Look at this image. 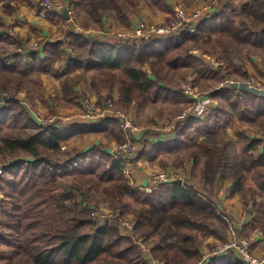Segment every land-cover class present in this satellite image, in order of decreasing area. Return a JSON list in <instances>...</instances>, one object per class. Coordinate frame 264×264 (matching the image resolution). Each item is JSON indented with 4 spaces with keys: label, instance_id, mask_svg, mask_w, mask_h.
Wrapping results in <instances>:
<instances>
[{
    "label": "trees",
    "instance_id": "16d2710c",
    "mask_svg": "<svg viewBox=\"0 0 264 264\" xmlns=\"http://www.w3.org/2000/svg\"><path fill=\"white\" fill-rule=\"evenodd\" d=\"M138 1L79 0V9L100 30L104 12L112 13L120 28H129ZM145 1L163 13H172L166 0ZM8 8L6 12L11 13L15 6ZM232 13L224 10L207 15L193 33L180 32L169 39L121 48L114 46L113 39L95 41L72 31L64 40L42 44L30 53L29 63L23 52L7 50L6 45L12 44L7 38L9 28L0 19V92L11 95L0 107V164L9 174L0 176V191L5 194L0 199V264H149L138 241L147 249L150 245L151 257L164 264H195L205 237L224 240V233L214 224L228 226L214 194L217 180L224 179L228 182L224 195L240 197L250 217L248 226L264 234V96L243 93L234 97L227 88H214L209 93L219 101L214 114L188 119L176 131L174 141L154 144L150 150L144 143L135 160L160 158L164 167L167 154L184 150L186 160L200 166L203 181L200 186L175 180L150 194L141 192L126 176L127 160L114 158L104 145L65 149L66 142L89 134H107L112 138L109 142L121 143L125 134L119 117H103L61 131L38 124L17 98L32 80L40 83L30 79L31 75L49 72L50 65L66 55L70 73L100 72L102 86L118 91L119 99L112 106L127 110L133 104L137 112L149 103L185 100L179 83L191 75H195L198 92L206 91L202 83L252 77V71L234 66L228 57L241 46L264 54V0L241 4L237 18ZM197 46L228 62L208 65L193 54ZM8 58H14L15 64L7 65ZM77 80L70 75L61 80L60 97L52 100L55 105L81 108L83 95L76 92ZM96 94L97 106L102 107L106 102H100V88ZM42 103H46L44 99ZM231 120L249 127L234 129L243 145L233 168L230 141L217 133ZM65 178L70 180L61 181ZM89 194L108 206L113 214L110 219L92 221L86 203ZM124 213L133 218L131 236H125L117 225ZM207 264L245 263L230 252Z\"/></svg>",
    "mask_w": 264,
    "mask_h": 264
},
{
    "label": "crops",
    "instance_id": "0c3cea01",
    "mask_svg": "<svg viewBox=\"0 0 264 264\" xmlns=\"http://www.w3.org/2000/svg\"><path fill=\"white\" fill-rule=\"evenodd\" d=\"M62 4V8L66 7L68 9L69 19L66 20L61 16L60 11H52L51 16L46 17L43 19L41 17V8L39 6L40 0H16L12 3L11 6H15V9L11 13H3L0 15L1 22L8 27V30L14 31L17 39H19L20 43L24 45V52L23 55L28 56L25 58L26 62H31V57L29 56L30 53L37 51L41 48L42 44L45 42H51V41H57V40H64L66 35L72 31L79 32L80 34L86 35L89 38L98 41L103 39H112V34L115 32H118L121 30V28L117 25L115 18L112 13L110 12H104L101 13V17L103 20V29H98L92 22L89 20H86L80 22L82 26L87 27L89 24L92 26L87 28H79L75 24L72 23V18L74 17V11L79 7V0H59ZM167 3L172 8V13L177 6H184L189 10L194 9V3L196 2L197 5L200 3H203L207 0H166ZM251 0H220L219 3L216 5V7L210 11L209 14L219 13L221 11L226 10L229 13H232V10L235 11L233 14L234 18L238 17V12L240 9V5L250 2ZM188 3V5L186 4ZM193 7V8H192ZM171 13V14H172ZM207 14V15H209ZM205 15L201 20H199L198 25L203 21V19L207 16ZM166 14L160 13L158 11H153L150 9V7L147 5L145 0H139L136 11L131 15L130 17V23L132 27L137 22L144 21L149 23H163L162 21L165 20ZM83 17H85V14L83 13ZM74 19V18H73ZM87 24V26H86ZM197 25V26H198ZM197 28V27H196ZM7 41V40H6ZM9 42V41H7ZM33 42H36L37 49L32 48ZM7 50L10 52L15 53L14 47L12 44L8 43L6 45ZM197 48V49H196ZM209 50H203L201 47H193V54L201 57L203 61H206L208 65H212L214 62H217V65H223L228 60L224 59L222 56L219 55H209ZM246 57L241 60V55ZM209 55V56H208ZM216 57H219L217 59ZM228 59L231 61L234 66L242 67L244 70H250L253 72V74L261 79H264V54L262 52H254L252 49H249L247 46H241L240 48L233 49L230 52V56ZM16 60L14 58H8L5 60V63L7 65H13L15 64ZM68 62H69V55L64 56L60 61L54 63L53 65H50L49 72L40 75L41 80L43 81L42 85L45 87L44 91V100L46 103L38 104V110L41 111L43 115H49V114H55L59 113V111H62V109H67L66 112L70 113L71 110L74 111L77 106H69L67 104L64 107L55 105L50 98L51 92L49 91L50 87L48 84V81L50 80H58V89L59 94L60 91V82L61 80L67 76H77V84H76V92L80 93V85L79 83V75L91 74L92 76V84H96V82H99L97 85V88H100V96H101V104L102 107L112 106L113 103L117 102L119 99V94L116 88H113L112 90L107 89L106 87L102 86V77L103 75L95 70L89 71V72H74L70 73L68 71ZM95 75V76H94ZM97 75V76H96ZM94 76V77H93ZM193 81L195 78V75H191ZM222 81L218 83L215 87V89L220 86ZM85 86V85H84ZM195 86V83H194ZM91 90V89H90ZM97 90V89H96ZM195 90L196 86H195ZM96 94V92H95ZM197 98L195 100V113L190 118H196V119H203L206 115H212L216 112V109L218 108L219 103H217V100L215 98H212L211 96H207L206 93L203 94L201 92H196ZM246 94H250L246 92ZM252 94V93H251ZM204 95V96H203ZM206 95V96H205ZM255 95V94H254ZM28 94L26 91H21L17 94V98L20 100L21 104L28 108V110H34L32 107L28 104ZM57 96V98H59ZM97 100L99 101V97L96 94ZM96 97H94L96 99ZM23 102V103H22ZM184 103H189L188 100L180 99L177 101H167V102H159V103H149L144 108H142L139 112H137L135 105H130L128 108V113H131L135 121H138L140 123L141 129L135 132L132 135V138L139 143L138 145V154H140L144 143H147V150H150L151 146L157 143H168L171 141H174L176 138V132H170L166 130V125L163 126L161 122H164L165 119L169 118L171 116L169 113V110L172 111V108H176L178 106H182ZM25 104V105H24ZM2 105H0L1 107ZM81 107V106H80ZM78 109V108H77ZM37 110V109H36ZM214 111V112H213ZM65 113V112H63ZM65 113L64 115L68 114ZM176 113V112H175ZM174 113V114H175ZM30 114V112H29ZM112 116L111 114H105L103 117ZM175 116V115H172ZM30 117L32 118L31 114ZM102 117V118H103ZM189 118V119H190ZM137 119V120H136ZM223 123L221 129L217 131V133L221 132V135L224 138H227L230 143L232 141H236V138L233 134V128L232 125L236 124L235 120H231L230 122ZM150 128L154 129V131L144 129V128ZM162 130V131H160ZM140 131V132H139ZM164 131V132H163ZM198 135V134H197ZM104 139H107L106 136H102V142H104ZM86 137L84 138V141L82 143H79L78 145L74 142L73 147L77 148H83L84 142ZM112 139V138H111ZM200 139V136L198 137ZM232 139V141H231ZM82 139H78V141H81ZM99 140H96L93 145L100 144V142H97ZM109 139L106 140V142ZM91 142V141H89ZM87 142V143H89ZM114 141L107 142L106 145H104L106 150L110 146V144ZM85 143L86 145H88ZM109 153V151H107ZM176 155V160H179V156L181 159L185 162V164H188L189 166H194L191 161H187L184 156V150L169 153L164 158L163 161L166 163V165L163 167L160 163V158H157L156 160L150 161L147 158H141L138 160H135L132 162V164L129 165L130 168V180L139 188V190L142 192V189L145 188L150 184V176L154 172H165L168 174H171L170 170L174 168V166H171V157H174ZM188 162V163H187ZM199 167V166H198ZM176 168L180 169L179 165H176ZM187 175L190 177L191 173L190 170H187ZM178 177V176H177ZM180 178V177H179ZM182 181V180H180ZM222 182L227 183V180H217L215 185L214 194L218 198V206L221 208V211L223 212L222 215L226 214L228 215L232 222L234 223V226L238 227L241 231V233L244 234L245 237L252 239V246L254 249V252L257 256H263L264 255V234L259 233L256 229H251L248 226V223L250 222V217L245 214L243 202L241 201L240 197L237 195L232 198H227L221 193V196L217 195V186L218 184H221ZM197 185L202 186L203 181L200 178V174L198 175L197 182L195 183ZM3 193L2 191H0ZM3 199V198H2ZM218 224V223H217ZM224 228L225 225L221 224ZM227 239V228H224V241ZM219 240L218 238L214 236H207L204 238L202 243L200 244V252L202 253L203 250H205L207 247H210L214 242ZM152 246V245H151ZM148 249L150 250V245L148 246ZM145 258L148 261L149 264H152V262L158 260L151 257L152 254L150 252H145ZM235 258L236 255L234 254ZM238 259V258H237ZM239 260V259H238Z\"/></svg>",
    "mask_w": 264,
    "mask_h": 264
},
{
    "label": "built area",
    "instance_id": "2783aa9c",
    "mask_svg": "<svg viewBox=\"0 0 264 264\" xmlns=\"http://www.w3.org/2000/svg\"><path fill=\"white\" fill-rule=\"evenodd\" d=\"M219 1L220 0H207L200 3L192 10L183 6H177L169 19L160 24L144 21L137 22L132 27L119 30L112 34V39L115 41L114 46L121 48L129 43H147L157 39H169L180 32L193 33L199 20L209 14ZM13 2L14 1H11L9 3V0H0V8L6 9L9 5H12ZM39 6L43 19L51 16L50 14L52 11L61 10L63 7L59 0H40ZM7 38L12 42L15 52L25 51L24 45L17 39L14 31L8 30ZM32 48L37 49V44L35 43ZM183 84L182 89L189 103L186 109L175 115L170 123L166 125V130L170 132H176L182 128L186 121L195 113L196 104L194 99L198 96L195 93L194 81L192 78H189ZM220 88H227L234 97H241V95L246 92L264 96V79L256 76L243 79L228 77L225 78L216 89ZM10 97L11 95L8 94V92H0V105H3ZM112 107L113 106L110 105L101 109L91 96L84 95L82 97V106L79 111H72L66 115L45 116L39 110L29 111L32 118L41 126L55 127L61 131L80 123H94L108 113L112 116L119 117L120 127L125 134V138L121 143L112 142L107 151H109L114 158L122 157L127 160L124 173L127 177H130L129 165L135 161L139 148L136 141L132 138V135L138 131L139 127L128 117V114L119 111H111ZM2 171L3 169L0 167V175H2ZM178 179L179 177L174 174L154 172L150 176V184L143 188L142 192L150 194L159 185L169 184ZM90 216L93 222L103 223L110 219L113 214L110 211L105 212L100 208H91ZM222 219L228 224L227 239L225 241L217 240L210 247L203 250L200 260L195 264H207L210 260L217 258L224 259L230 252L235 254L236 257L245 264H264V255L260 257L255 254L252 246V239L245 237L240 229L234 226V223L230 220L228 215H223ZM117 225L122 233H127L130 236L132 235V220H126L124 217H121ZM138 244L143 249H147L143 242L138 241ZM152 264H164V262L156 260L152 262Z\"/></svg>",
    "mask_w": 264,
    "mask_h": 264
},
{
    "label": "rangeland",
    "instance_id": "374dc122",
    "mask_svg": "<svg viewBox=\"0 0 264 264\" xmlns=\"http://www.w3.org/2000/svg\"><path fill=\"white\" fill-rule=\"evenodd\" d=\"M11 1H16V0H9V3L11 2ZM181 1H184V0H180V2ZM147 3V2H146ZM187 5H188V3H186ZM148 5V4H147ZM11 5H9L8 7H10ZM149 7H150V9H152L153 11H158V12H160V13H163V12H161V11H159V10H157V9H155L154 7H151L150 5H148ZM195 6H197V4H196V2L194 3V6L193 7H195ZM184 7V6H183ZM192 7V8H193ZM7 9H9V8H0V15L1 14H3V13H6V11H7ZM174 12V11H173ZM163 14H166V18H165V20L164 21H166V20H168L169 19V17L172 15L171 13H163ZM73 18H72V23L73 24H75L76 26H78L79 28H84L85 26H82L81 24H80V22H82V21H84L85 20V17H83V12H81V10L79 9V8H77L75 11H74V14H73ZM80 21V22H79ZM164 21H162V22H164ZM85 22H86V20H85ZM155 24H157V23H155ZM86 26H87V24H86ZM90 26H92L91 24H89L87 27H90ZM87 27H85V28H87ZM124 29H126V28H121V30H124ZM36 42H33V43H31L32 45H34ZM197 49V48H196ZM217 59H219V57H216ZM246 57L244 56V54L243 55H241V60L243 61V59H245ZM218 63L217 62H214L213 63V65L214 66H218L217 65ZM95 76V75H94ZM93 76V77H94ZM97 76V75H96ZM253 76H255V75H253ZM31 78L30 79H35V80H37V81H39L40 83H37V84H35L34 82H30L29 83V86H28V89H26L25 91L27 92V94H28V96H27V98H28V104L32 107V109H34V110H38V104H42V99H44V91H45V87L42 85V83H43V81L41 80V76L39 75H31L30 76ZM192 76H188L187 78H186V81L189 79V78H191ZM238 79V78H237ZM186 81H184V82H186ZM184 82H181V83H179L181 86H183L184 84ZM99 82H96V84H98ZM48 84H49V87H50V89H49V91L51 92V96H50V98L52 99V100H57V96H59L60 94H59V89H58V80L56 81V80H50V81H48ZM79 85H80V94L81 95H89V96H91L92 98H93V100L95 101V103H97V97H96V94H95V92H96V89H97V85L96 84H92V76H91V74H90V76L89 75H86V74H81V75H79V83H78ZM205 84H207V85H205ZM85 85V86H84ZM202 85L203 86H205V89H206V91L205 90H203L201 93H203V94H205L206 93V95L207 96H209V93L211 92V90L212 89H214L215 87H216V85L217 84H213V83H211V82H207V83H202ZM208 85H210V86H212V87H210V88H207L206 86H208ZM91 89V90H90ZM197 89V88H196ZM8 92V91H7ZM197 92V90H195V93ZM205 95V96H206ZM204 96V95H203ZM94 97H96V99L94 98ZM216 100V99H215ZM217 103H219V101L217 100ZM187 105H188V103H184L182 106L180 105V106H178V107H176V108H172V111H170L169 110V113L168 114H170L171 116H169V118H167V119H165L164 120V122H161V124H163V126H165L166 124H169L170 123V121L172 120V118L174 117V116H172V115H177V114H179V112H181L182 110H184V109H186V107H187ZM59 106H65V105H63V104H60ZM76 109H74V111H79V109L80 108H78L77 109V107H75ZM102 109V108H101ZM66 110L67 109H62V111H59V113H55V114H49V115H45V116H54V115H64L65 113H68V112H66ZM73 110H71V112H72ZM111 111H119V112H124V113H126V114H128V117H130V119L135 123V124H137V126L139 127L138 128V130H140L141 129V127H140V123L138 122V121H135V119H133L132 118V116L130 115L131 113H128L127 111H128V109L127 110H124V109H122V108H114V107H112L111 108ZM41 112V111H40ZM63 112H65V113H63ZM70 112V113H71ZM176 112V113H175ZM214 112V111H213ZM175 113V114H174ZM137 120V119H136ZM236 122V121H235ZM227 124H229V123H227ZM234 127V128H233ZM232 128H233V134H234V129L236 130H239V131H244L245 129L246 130H248L249 129V127H247L244 123H239V122H236V124H234V126L232 125ZM144 129H148V130H151V131H154V129H150V128H144ZM160 131H162V130H160ZM140 132V131H139ZM164 132V131H163ZM190 133H192V134H194V130H190L189 131ZM250 134H252V133H250ZM195 135V134H194ZM255 135V134H254ZM254 135H251V136H254ZM102 136H106V138L107 139H110L111 138V136L110 135H107V134H100V135H91V134H89V135H85V136H83V138H79V137H75V138H73V139H71L70 141H68V142H66V144H64L65 145V149L66 150H72V149H77V150H80V149H83V150H86V149H88L89 147H91L92 146V144H94V142L96 141V140H102ZM86 137V141L84 142V145H83V148H77V147H73L72 145H74V142L78 145L79 143H82L83 141H84V138ZM195 137H199V135H195ZM234 137L236 138V141H232V139H231V143H230V145H229V147H228V153H229V156L231 157V161H230V164H231V167L233 168V165H234V159H236V158H238V156L241 154L240 153V150H241V147H242V145H243V141L241 140V139H239L238 138V136H236L235 134H234ZM78 139H82L81 141H78ZM107 139H104L103 138V140H104V142H102V141H97V142H100V144L103 146V145H106L107 144V142H109V140L106 142V140ZM89 141H91V142H89ZM87 142H89V143H87ZM85 143H87L88 145H86ZM98 144V143H97ZM136 144L138 145L139 143H137L136 142ZM139 146V145H138ZM259 154V153H258ZM179 157V160H176L175 158H176V155L174 156V157H171L172 159H171V166L173 167L174 166V168L172 169V170H170V172H171V174H174V175H176V176H178V177H180L178 180H182V182H184V184L185 185H191V184H195L196 182H197V178H198V175H199V168H200V166L198 167V165H196V166H189L188 164H185V162L181 159V157H180V155H178ZM188 163V162H187ZM176 165H179V167H181L180 169H178V168H176ZM0 167L3 169V171H2V175H3V177H9V174H7V173H4V166L2 165V164H0ZM187 170H190V173H191V176L189 177L187 174ZM2 175H0V176H2ZM70 179H68V178H65V179H62L61 181H66V182H68ZM226 186H228V182L227 183H225V182H222L221 184H218V186H217V195L219 196V194H220V196H221V193H222V195H223V192H224V189L226 188ZM221 192V193H220ZM5 197V194H4V192L3 193H1L0 192V199H2V198H4ZM86 203H88V205L90 206V208H100V209H102V210H104L105 212H108V211H110L109 209H108V206H106L104 203L102 204V202L100 203L99 201H98V198L97 197H94L92 194H89L88 195V198H87V200H86ZM122 217H124L126 220H132L133 218L131 217V215L130 214H128V213H124L123 214V216ZM133 221V220H132ZM215 224V226L217 227H219L218 229H220L223 233H224V229H223V227H222V225L221 224H217V223H214ZM125 234V236H128L129 234H127V233H124ZM148 246V245H147ZM147 248V247H146ZM150 252V250L149 249H146L144 252Z\"/></svg>",
    "mask_w": 264,
    "mask_h": 264
},
{
    "label": "water",
    "instance_id": "95a60500",
    "mask_svg": "<svg viewBox=\"0 0 264 264\" xmlns=\"http://www.w3.org/2000/svg\"><path fill=\"white\" fill-rule=\"evenodd\" d=\"M61 16L68 20L69 19V14H68V9L66 7L62 8V10L60 11ZM179 183H181V181L179 180Z\"/></svg>",
    "mask_w": 264,
    "mask_h": 264
}]
</instances>
